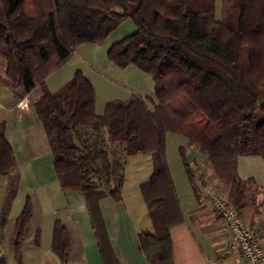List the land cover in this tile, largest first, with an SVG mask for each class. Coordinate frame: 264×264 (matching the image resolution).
<instances>
[{"label": "trees", "instance_id": "obj_1", "mask_svg": "<svg viewBox=\"0 0 264 264\" xmlns=\"http://www.w3.org/2000/svg\"><path fill=\"white\" fill-rule=\"evenodd\" d=\"M136 32L113 44L109 60L119 68L135 66L155 84L150 110L138 95L113 99L95 111L96 94L80 72L57 91L45 79L60 68L75 47L104 40L123 20ZM0 81L11 91L41 95L32 107L40 120L62 190L84 196L102 264H118L110 246L99 200L122 201L125 159L153 157L149 179L140 191L154 234L139 236L149 264H172L169 230L182 222L165 159V136L179 133L186 174V148L197 144L214 176L229 186L228 203L241 214L247 182L237 172L238 158L264 160V0H0ZM53 63L51 64V62ZM0 122V176L15 167V156ZM31 220L29 205L16 219L12 247L20 245ZM52 250L69 261L66 226L55 221Z\"/></svg>", "mask_w": 264, "mask_h": 264}, {"label": "rangeland", "instance_id": "obj_2", "mask_svg": "<svg viewBox=\"0 0 264 264\" xmlns=\"http://www.w3.org/2000/svg\"><path fill=\"white\" fill-rule=\"evenodd\" d=\"M221 15L222 0H215L216 19H220ZM135 32L136 25L132 19L127 18L104 40L78 45L60 68L48 74L45 80L47 88L52 92L57 91L61 82H66L75 72L80 71L95 89V111L98 115L103 114L108 101L127 100L132 95L140 96L147 107L153 110L156 99L152 77L135 66L119 68L107 55L113 44ZM5 69L6 63L0 58V77H4ZM7 92L11 97L0 92V122L6 125L16 163L9 173L0 177V264H101L84 196L79 191H64L60 188L53 169L51 149L32 105L28 122L20 128L17 111L10 106L13 95ZM40 95V87L36 86L30 101ZM186 144V138L179 133H167L165 136L166 163L184 209L195 201L194 189L200 188L199 173L198 176L194 174L190 180L185 171L179 148L186 147ZM189 148H186L185 159L191 166ZM250 160L256 159H239L237 172L240 175L259 170L258 165ZM124 166L125 191L122 194L121 190V194L127 205L133 200H139L143 205L139 219L142 223L144 220L149 222L144 200L135 188L140 178L135 171L140 167L145 172L143 175L146 170L148 172L151 169L152 172L153 157L146 153L129 155ZM217 195L225 199L219 193ZM26 205L30 207L31 220L21 240L18 261L12 247V237L16 219ZM120 217L123 219L124 214ZM57 220L66 226L72 239L73 250L67 263H62L51 247L53 227ZM124 224L128 227L126 219Z\"/></svg>", "mask_w": 264, "mask_h": 264}, {"label": "crops", "instance_id": "obj_3", "mask_svg": "<svg viewBox=\"0 0 264 264\" xmlns=\"http://www.w3.org/2000/svg\"><path fill=\"white\" fill-rule=\"evenodd\" d=\"M66 82H61L60 86L62 87ZM0 87L2 95L11 97L7 92L10 90L1 81ZM32 91L30 93L10 91L13 95L10 106L17 111V121L20 128L24 127L29 120L28 114L31 112L30 107L33 103V101H30ZM189 149V156L192 160L190 164L194 174L198 176L199 173L200 188L194 189L195 201L185 209L182 208L175 191L182 222L169 230L172 264H243L239 254L230 250L228 246L229 233L225 222L213 209L208 196L210 192L219 193L225 200H228L229 186L214 176L210 163L200 153V147L197 144L191 145ZM243 157L244 159H256L250 161H254L259 170H252L243 176L238 173L239 177L246 181L248 185L246 188L247 206L243 209L241 215L248 225L255 230L264 249V160L259 156H242L238 158V161ZM135 172L138 178L140 177L135 184V188L142 197L140 185L149 179L152 172L151 169L148 172L146 170V174L143 175L145 172L140 167ZM169 172L171 176L170 169ZM123 191H125V176L122 184V194ZM106 196L99 200V208L117 263L149 264L140 249L139 236L141 234H154V228L149 216V222L144 220L142 223L139 219L143 205L141 206V202L137 199L127 205L123 196L120 203L114 201L110 196ZM123 214L122 219L120 215ZM124 219L127 220L128 227L124 224ZM190 220L192 223H190ZM70 243L71 252L73 250L71 235Z\"/></svg>", "mask_w": 264, "mask_h": 264}, {"label": "built area", "instance_id": "obj_4", "mask_svg": "<svg viewBox=\"0 0 264 264\" xmlns=\"http://www.w3.org/2000/svg\"><path fill=\"white\" fill-rule=\"evenodd\" d=\"M208 196L213 209L225 222L230 250L239 254L243 264H264V249L255 230L225 199L211 192Z\"/></svg>", "mask_w": 264, "mask_h": 264}]
</instances>
